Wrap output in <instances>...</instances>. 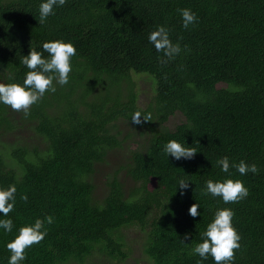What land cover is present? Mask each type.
Instances as JSON below:
<instances>
[{
  "label": "trees",
  "instance_id": "16d2710c",
  "mask_svg": "<svg viewBox=\"0 0 264 264\" xmlns=\"http://www.w3.org/2000/svg\"><path fill=\"white\" fill-rule=\"evenodd\" d=\"M40 2L0 0V82L22 83V56L44 41H71L77 54L69 83L46 92L27 117L0 104V187H17L13 230L0 229V264L18 229L47 215L54 222L45 221L47 235L22 264H95V254L99 264L124 261L129 242L120 233L133 225L145 233L147 264H197L191 249L222 207L234 210L241 236L233 264H264V0H67L43 24ZM182 8L198 16L188 29ZM161 24L182 48L171 60L148 41ZM137 76L156 81L144 105ZM137 110L152 119L133 124ZM176 113L186 122L171 131L165 124ZM118 122L128 130L122 139ZM171 139L197 153L168 157L162 149ZM113 149L126 155L99 201L92 175ZM225 155L259 169H230L249 195L228 204L202 194L207 179L229 176L216 166ZM180 177L190 180L183 194Z\"/></svg>",
  "mask_w": 264,
  "mask_h": 264
},
{
  "label": "clouds",
  "instance_id": "9594fccd",
  "mask_svg": "<svg viewBox=\"0 0 264 264\" xmlns=\"http://www.w3.org/2000/svg\"><path fill=\"white\" fill-rule=\"evenodd\" d=\"M67 0H41L39 4V23L43 24L48 17L55 15V9L63 7ZM182 17L183 27L188 29L198 22L197 14L190 8L178 10ZM171 30L165 25H157L148 35V41L157 52H163L167 60L174 59L182 51L179 43H174L170 35ZM47 53V55H45ZM77 48L71 41L63 39H51L42 43V50L31 48L29 54L22 56L21 63L28 69L25 72L23 82H0V104L8 105L13 110H23L27 117L30 114V107L38 103L46 92H55L56 84L67 85L70 81V74L73 71L72 58L76 56ZM167 60H162L166 63ZM143 118V120H142ZM151 113H142L137 110L131 114L133 124H141L143 121H150ZM163 153L176 160L181 158L189 159L194 156L196 149L176 139L164 143ZM216 166L223 173H229L224 179H207L203 189V195L212 198L220 197L225 204L239 202L249 195V189L241 179L231 178L230 169L234 168L241 176L248 172L258 173L256 164L249 165L241 160L239 163L231 161L225 155L216 160ZM190 180L180 177L178 189L186 190L190 187ZM17 187L11 184L8 187H0V229L4 232H12L13 220L8 214L13 211L16 203ZM27 200V195L21 197ZM200 204L194 203L189 208L192 217L200 215L198 209ZM235 212L232 208H217L213 219L207 224L204 231L200 233L201 240L191 249L194 255L200 259L197 264L212 257L215 264H233L235 250L241 247V236L234 226L233 218ZM45 221L48 224L54 222L51 215L43 219L37 218L34 223L25 224L18 229V234L6 243V248L11 255L8 264H22L26 259V249L34 244H39L47 235ZM190 239V234H185L184 240Z\"/></svg>",
  "mask_w": 264,
  "mask_h": 264
},
{
  "label": "rangeland",
  "instance_id": "374dc122",
  "mask_svg": "<svg viewBox=\"0 0 264 264\" xmlns=\"http://www.w3.org/2000/svg\"><path fill=\"white\" fill-rule=\"evenodd\" d=\"M137 78L142 85H137V92L140 97V102L144 105L149 101V94L147 90L151 92V88L154 86V81L147 76H137ZM156 82V81H155ZM16 115L15 117H17ZM186 122V118L181 113H176L174 116L170 117L169 121L165 124L166 127L173 131L177 126ZM24 131V130H23ZM19 130L16 134L23 132ZM115 133L120 139L126 136L128 130L126 129L124 122H118L115 124ZM11 138V137H10ZM126 155V149H113L108 153L106 162L99 163L96 166V172L92 175V180L95 183V198L101 201L107 194V186L105 183L106 177L114 169H116L124 160ZM129 190V189H128ZM120 235L126 238L129 242V246L125 250L128 257L124 261L117 262L114 264H147V256L144 253L146 237L145 233L140 230L136 225L123 228ZM95 264H99L101 256L95 254L90 258ZM87 264H92L89 261ZM69 264H78L76 262H71Z\"/></svg>",
  "mask_w": 264,
  "mask_h": 264
}]
</instances>
